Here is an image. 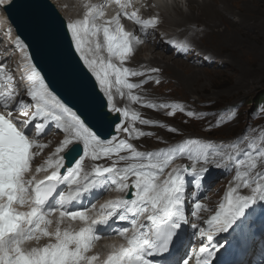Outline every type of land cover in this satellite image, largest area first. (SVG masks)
Segmentation results:
<instances>
[{"label": "snow or ice", "instance_id": "1", "mask_svg": "<svg viewBox=\"0 0 264 264\" xmlns=\"http://www.w3.org/2000/svg\"><path fill=\"white\" fill-rule=\"evenodd\" d=\"M11 2L12 0H0V6L10 7ZM114 2L118 7V14L111 19H104L103 6L85 5L84 19L69 22L67 30L75 51L81 54L80 59L95 77L100 90L107 98L109 110L127 117V110L113 104L112 88L123 86L131 90L137 87L129 83L126 77L129 74L135 76L141 73L112 62V57H115L122 65L132 50V34L125 31L119 17L123 15L134 21L142 30H147L150 26L155 27L158 20L156 17L140 19L135 9L129 12L128 9L134 7L132 0ZM98 18L102 22L98 23ZM89 32L92 37L103 33V44L96 42L94 49L89 47L93 54L92 59L84 54L83 48ZM16 45L25 52L30 68V88L27 94L35 102L33 119L42 117L45 122L54 121L56 128L63 130L66 135L55 149V153L46 161L47 167L52 169L50 174L43 180H36L34 176L28 179L26 174L34 156L31 149L43 148L45 145L37 144L26 134L30 120L19 121L13 117L10 110L11 92L0 93V106L4 109L0 112V264H153L149 258L168 252L177 231L182 224L187 223L184 212L185 174L202 176L208 170L204 165L227 166L234 157L231 154L222 156L215 151L210 153V144L188 140L180 146L179 154L187 156L191 162L190 166L173 169L167 178L160 180L159 173L174 158L172 155L162 157L161 153H148L145 159V154L136 151L131 143L117 140L115 137L106 146L76 113L55 99L44 77L32 64L30 55H27V46L19 37ZM105 47L107 59L99 57ZM117 91H120L119 87ZM131 99L136 101L138 97L132 95ZM19 103L23 107L24 101ZM147 106L157 107L152 103ZM159 107H172L174 111L176 109V105ZM180 111H183V108ZM187 115L193 116L194 113L188 112ZM101 118L106 117L102 115ZM131 119L137 120L138 114L133 115ZM140 123L152 124L153 121L141 119ZM44 127V123H37L36 132L41 133ZM116 129L123 132L137 131L123 127L122 123L116 124ZM140 135L144 133L141 132ZM80 144L83 146V155L76 159L74 164L67 166L66 156L75 152ZM65 150L66 154H62ZM122 150H128L131 155H119ZM101 154L107 157L117 154L119 161L145 162L127 163L118 167L117 161H113L111 166L97 164L91 171L83 170L82 161L85 157L95 161ZM259 159L264 160V150L259 153ZM198 164L201 166L198 167ZM256 166V159L250 155L246 159L236 160L233 177L235 186L228 188L224 202H221L215 214L204 222L207 229L198 224L191 225L193 229H199L198 234L202 241L206 238L211 242L215 234L228 232L252 205L257 201L264 203V173L253 175ZM241 168L244 171H241ZM62 169L66 170L62 173ZM40 170V167L36 169L37 172ZM130 176L134 177L131 183L128 182ZM62 184L68 185L67 191L60 192L55 204L49 205L50 198L54 197L57 187ZM111 186L123 195L100 204L98 210L93 206L91 211H95V218L88 214L89 210H67L70 204L81 200L85 194ZM241 188L248 189L249 194H241ZM17 205L26 206L28 210L20 211ZM202 207L200 203L194 205L193 216L197 219L195 210ZM56 213L58 217L55 221L49 219ZM116 218L130 223V228L112 230L126 239L127 246L121 245L112 250L106 259L101 261L98 254H89L95 241L100 239L97 230L105 229ZM65 220H79L83 222V226L75 231L62 229L61 225ZM53 223L55 229L49 231L48 226ZM41 236L48 237L51 242L44 247H25L26 241L39 240ZM220 247L222 245L210 246L202 243L191 255L195 257L196 264H212V257ZM181 264H189V260L183 259Z\"/></svg>", "mask_w": 264, "mask_h": 264}, {"label": "rangeland", "instance_id": "2", "mask_svg": "<svg viewBox=\"0 0 264 264\" xmlns=\"http://www.w3.org/2000/svg\"><path fill=\"white\" fill-rule=\"evenodd\" d=\"M62 1L66 7L64 9L55 3L54 0H51L63 17L70 14L69 5L72 7L73 18L84 17L85 6L79 0H68V3H66L67 0ZM226 2L223 4L221 2L215 3V6L219 7L218 10L220 11V13L216 11L217 22L215 24L201 23L205 28L207 27L206 29L210 28L211 33L207 36L198 31L203 26L197 23L198 27L193 23H189L187 30L184 27L170 24L167 21V17L172 12V5H162L153 0L144 1L140 5L139 9L143 13L150 11L148 8L151 3L157 9H163L161 15H157L159 25L154 28L153 34L149 35L150 38H147V41L143 42L140 47H147L146 49L148 50H150L149 48L156 49L157 52L168 56L170 61L172 59L178 60L179 63L176 65L170 64L169 66L160 65L159 63H144L151 70L158 69V71L140 74V79L143 81L153 76L152 73H154L155 77L153 76V81L134 93L137 92L136 94L140 97L139 101L142 102L144 100H148V102L160 100L185 101L194 115L187 117L182 113H176L164 108L159 110L142 109L136 101L131 99L132 95L126 92H118V104L114 102L116 105H125L132 110L141 111L144 116L152 120H160L166 123L162 127L155 128L156 133L154 135L142 136L136 139L135 144L138 148L141 147L140 149L144 148L147 151L154 150L155 153L169 152L171 149L167 142L180 139L179 143L184 145L189 137L197 136L220 144L230 142L233 149L236 150L240 144V140L237 137L248 132L250 126L260 124L263 121V118L255 119L253 112L256 105L259 104V96L264 93V0H227ZM183 6L187 8L183 9L185 12L190 10L187 1L185 3L182 2ZM204 16L203 18L207 19ZM212 27L220 30L226 27V35H223V37L226 36L228 41H224V38L221 39V34L214 28L212 29ZM232 35H236V37L230 38ZM167 36L186 38L202 56L206 55L212 60L206 64L196 63L195 61L202 58V56L197 57L193 54L183 58L167 51L164 41ZM154 41L163 45L164 50L159 46L153 45ZM85 46L89 47L86 44ZM148 50L145 53H141L140 56L149 63L152 55ZM136 58V53L132 52L128 59V63L134 66L135 70L141 66L137 65ZM123 100L124 103L122 102ZM228 104H238L239 106V112L233 121L223 126L212 128L207 118H200L201 110L212 109L216 105L223 107ZM169 112L173 114L168 115ZM137 122L130 121V124L137 128ZM168 125H171L173 130L168 131ZM142 129L154 131L149 127H142ZM57 135L64 136L62 133H57ZM47 136L42 137L44 141L41 143L51 144ZM54 136L58 138L56 135ZM108 162L104 158L94 161L95 165L103 166ZM90 163L91 160L88 158L85 162L87 171H90L94 166L91 167ZM241 171H244V169L241 168ZM233 177L234 175L215 178L214 182L210 184L211 187L208 186L205 191L204 197L199 200L203 207L208 205L207 201L210 203L209 205L215 203L224 189L226 190V187L231 183H235ZM215 181H218V183L215 184ZM244 189L242 190L244 191ZM259 203L261 204V202ZM49 226L52 227V224ZM263 237L264 233L262 234ZM259 263L264 264V255L259 260Z\"/></svg>", "mask_w": 264, "mask_h": 264}, {"label": "water", "instance_id": "3", "mask_svg": "<svg viewBox=\"0 0 264 264\" xmlns=\"http://www.w3.org/2000/svg\"><path fill=\"white\" fill-rule=\"evenodd\" d=\"M4 10L16 33L27 42L35 64L64 101L98 131V123L117 121V116L107 112L94 77L71 44L65 19L50 0H12ZM79 150L80 146L71 154Z\"/></svg>", "mask_w": 264, "mask_h": 264}, {"label": "bare ground", "instance_id": "4", "mask_svg": "<svg viewBox=\"0 0 264 264\" xmlns=\"http://www.w3.org/2000/svg\"><path fill=\"white\" fill-rule=\"evenodd\" d=\"M227 0H200V1H197V0H187V4H188V7H189V11L188 12H185L181 7H179V4L174 0L173 1V4H172V7H173V11L170 12L168 14V17H167V21L170 23V24H173V25H177V26H181V27H184V29L187 30L188 28V25L189 23H193L197 26V24H200L202 25L201 23L202 22H206L207 24H215L217 22V18H216V15H217V12L220 13V11L218 10V8L215 6V3L217 2H221L222 4L224 2H226ZM55 3L59 4L62 9L66 8L64 5H63V1L62 0H54ZM66 3H68V0L66 1ZM227 3V2H226ZM221 4V5H222ZM73 5V4H72ZM219 5V4H218ZM102 6V5H101ZM230 6V5H229ZM75 7V6H74ZM226 7V6H225ZM71 9L72 7L69 5V11H70V14L67 15L65 17L66 21H71L72 19L73 20H76L77 18H73L72 17V12H71ZM166 9V8H165ZM225 9V8H223ZM230 9V8H229ZM217 11V12H216ZM228 11V10H227ZM1 15L4 16V20L7 21L6 19V15L5 13L2 11L1 12ZM206 17H205V16ZM63 16V15H62ZM203 16L207 19H204ZM210 17V18H208ZM68 18V19H67ZM197 23V24H196ZM205 24V23H204ZM7 25L10 27L11 25L8 23L7 21ZM228 25V24H227ZM203 26V25H202ZM217 26V25H216ZM198 27V26H197ZM207 28V27H206ZM204 26L203 28L201 29H198V31H201L203 33L204 36H207L209 33H211L210 31V28L209 29H206ZM214 27H212L213 29ZM225 28L223 30H220L218 28H214V30H217L220 34H221V39L224 38V41H228L226 36L223 37V35H226V32H225ZM196 31V30H195ZM194 31V33H195ZM135 34V33H134ZM153 34V31L148 29L147 31V34L146 35H143L141 36L142 39H146L147 38H150L149 35ZM158 35V34H157ZM168 38H170L171 36H167ZM233 37H236V35H232L230 36V38H233ZM88 37L86 36L85 39H87ZM181 38V37H179ZM86 43V41H85ZM157 43V44H156ZM153 45L155 46H159L162 50H164V47L163 45H161L160 43H158L157 41H154L153 42ZM90 47V46H89ZM89 47L88 46H84V54L89 58V59H92L93 58V54L92 52L89 51ZM207 47V46H206ZM93 48V47H91ZM147 48V47H146ZM146 48H142L140 46H137L136 42H133L132 44V52L133 53H136V61H137V65H141L139 66L140 68L138 69V72L139 73H149V72H153L150 68L146 67L144 65V63H147V64H153V63H159L160 65H176L179 63L178 60H171L169 59L168 56H165L163 55L162 53L160 52H157L156 49H151L149 48L150 50L146 49ZM94 49V48H93ZM149 51L150 54L152 55V58H151V61L148 63L147 61H144V59H142V57L140 56L141 53H145V51ZM79 55H81L79 53ZM159 55V56H158ZM144 66V67H143ZM153 76H154V73H152ZM155 77V76H154ZM97 83V82H96ZM98 84V83H97ZM114 85V84H113ZM99 86V84H98ZM115 88L117 86H114ZM99 89H100V86H99ZM101 91V90H100ZM113 93H115L114 90H112ZM116 93H118V91H116ZM117 99L118 97H115V103L118 104L117 102ZM124 103V100L122 101ZM135 108V107H134ZM139 110V109H138ZM47 138H49V142L52 143L54 146H59L60 142L65 138V136H60L58 138H56L54 135H48ZM44 140V139H43ZM41 141V140H40ZM55 152V150L53 148L49 149L48 150V153L47 151H44L45 155L43 156L45 159H48L50 157V155ZM96 163L94 162H91L90 163V166H93L95 165ZM84 170H87L85 168V165H84ZM236 183V182H235ZM235 183L233 184V186H235ZM232 186V187H233ZM240 191V190H239ZM262 205V203L260 204H257L256 206L255 205H252L250 208L254 209V208H257V207H260ZM261 209V208H259ZM259 209H256L255 211H252L253 213L251 214V216H256L258 215V211ZM89 210V209H88ZM89 214V213H88ZM190 219L192 217V214H190ZM53 219V217H52ZM250 218L248 217V220ZM76 221H79V220H75L74 222ZM192 221V219H191ZM70 222V221H69ZM194 222H197V220H193L192 223ZM55 223H53L52 226H54ZM254 228H256V224L254 225H251V222L248 223L243 231L241 233H239L241 236H240V240H241V245H240V248H242L245 252H246V259L245 261L242 263V264H245L246 261H249L252 263V264H258V260H257V256L258 258L260 259V257L264 254V250H262L260 253H257L256 251V242L258 241V238L260 237L259 235H255L254 234ZM190 228H185L184 230V233L185 234H189L190 233ZM226 239H228V236H223V237H218L216 238V243L220 245V243H225ZM102 241V240H101ZM100 245V243H99ZM112 246V245H111ZM184 246V243H180L179 244V248H182ZM255 254L257 256H255ZM107 254L105 253V256ZM156 261V260H154Z\"/></svg>", "mask_w": 264, "mask_h": 264}, {"label": "clouds", "instance_id": "5", "mask_svg": "<svg viewBox=\"0 0 264 264\" xmlns=\"http://www.w3.org/2000/svg\"><path fill=\"white\" fill-rule=\"evenodd\" d=\"M135 1L136 0H133V2H132V4H133V8H135L136 7V11L138 12V13H140V17L143 19V20H148V19H151L152 17H156L157 18V20H158V17H157V15H161V13L163 12V9H157L152 3H151V5L149 6V10L150 11H148L147 13H143L139 8H140V5L142 4V2H144V1H146V2H149V1H151V0H138L137 1V4L135 5ZM153 1H155V2H157V3H160V4H167V5H172L173 4V1L174 0H153ZM178 4H179V7H181L182 9H187V8H184V6L182 7V2L183 3H185V1H187V0H175ZM137 5H138V7H137ZM172 11H173V9H172ZM134 22V21H133ZM133 22H132V20H128V19H125V20H123L122 21V25H123V27L125 28V27H127L126 29H125V31H127V32H129V33H131L132 34V43H131V48H132V44H133V42H136V44H137V46L139 45H141L143 42H145V41H147L146 39H147V37H146V39H142L141 38V36H143V35H146L147 34V31H148V29H150V30H154V28L155 27H157L158 25H159V20H158V22H157V24H156V26L155 27H149L147 30H145V32L144 33H142V32H140V31H138V30H140V27L139 26H136L135 24H133ZM135 33V34H134ZM165 48H166V50L167 51H169V52H173L175 55H180V56H182L183 58H187L188 56H191V55H196L197 57H200V56H202L200 53H199V51H197V49L191 44V42L190 41H188L186 38H184V37H181V38H179V37H177V38H175V36H171L170 38H168V37H166L165 38ZM168 41H173V42H175V43H177V42H180V43H183V44H185L186 46H188L189 47V50H188V52H185V53H182V52H179L178 50H176V48H174V46L172 45V43H169ZM131 55H132V50H131ZM130 55V56H131ZM129 56V57H130ZM212 59L210 58V57H208V56H206V55H203L202 56V58H200V59H198L197 61H195L196 63H198V62H201L202 64L204 63V64H206L207 62H210ZM127 63H128V61H127ZM129 64V63H128ZM131 67H133V68H135L134 66H132V65H130L129 64V68H131ZM139 68H137V70H138ZM153 75V74H152ZM155 76V75H154ZM153 77V76H152ZM154 80V77H153V79L151 80V81H153ZM150 81V82H151ZM149 83V82H148ZM113 94H115V96H114V101H115V97L117 96L116 95V92L115 93H113ZM103 97V96H102ZM117 97H119V96H117ZM139 99H140V97H138ZM104 99V98H103ZM146 103H152V104H155V105H157V107L156 108H151V107H141V104L140 103H142V101H139L138 100V102H140V103H138V102H136L137 104H138V106L139 107H141L142 109H152V110H159L161 107H159V105H166L165 103H173V104H178V105H176V107H177V109H175V112L176 113H182V114H184L185 116H187V117H189L188 115H187V113L188 112H192L193 113V111L188 107V103H186L185 101H182V100H160V101H157V102H154V101H150V102H148V100H144ZM258 101H259V104H257L256 105V107H255V110H254V112H253V114H254V117H255V119H262L263 118V121L260 123V124H255V125H253V126H250L249 128H248V132H246L244 135H241L240 133V136L241 137H243V138H246L248 141H252L251 139H250V137L251 136H258L261 132H262V130L264 129V110L262 111L261 110V107L262 106H264V98L260 95L259 96V99H258ZM235 106V109H234V111H235V118L237 117V114H238V112H239V106H238V104H228V105H225V106H213V108L212 109H208V110H201V111H216V110H218V109H221V108H224V107H227V106ZM120 106V105H119ZM181 108H183V111H180V109ZM164 109H168V110H171V111H174L173 110V108L172 107H167V108H164ZM200 111V112H201ZM140 112V117H141V119H148V120H150V121H153V123H155V124H153V125H150L149 126V128H152L154 131H153V134H151V135H154L155 133H156V130H155V128H158V127H162V126H164V125H166V123L164 122V121H160V120H152V119H150V118H148V117H146V116H144L143 115V113L141 112V111H139ZM201 119L202 118H207V120L208 121H210V124H211V127L212 128H216V127H220V126H223V125H225V124H227V123H224V124H222V125H219V126H212V123H214V121H215V117L214 116H205V117H200ZM235 118H233V120L235 119ZM232 120V121H233ZM231 122V121H230ZM157 123V124H156ZM229 123V122H228ZM150 130V129H149ZM167 130L169 131V130H173V127L171 126V125H168L167 126ZM152 131V130H151ZM149 136V135H148ZM238 138V137H237ZM189 139L190 140H199V142L201 143V144H210L211 146L212 145H216V144H218V142H214V141H212V140H206V139H204V138H201V137H197V136H193V137H189ZM180 140V139H179ZM179 140H177V141H173V142H167V143H170V144H176L177 142H179ZM255 144H257L259 147L261 146V148L264 150V138H263V140H259V141H255ZM184 157H186V155H184V156H182V158L181 159H183ZM258 162L260 163V169H264V160H260L259 158H258ZM223 169L224 168H226L225 166H223L222 167ZM219 172H220V169H219ZM219 174V173H218ZM221 177H225L224 175H222ZM216 183V182H215ZM217 184V183H216Z\"/></svg>", "mask_w": 264, "mask_h": 264}, {"label": "trees", "instance_id": "6", "mask_svg": "<svg viewBox=\"0 0 264 264\" xmlns=\"http://www.w3.org/2000/svg\"><path fill=\"white\" fill-rule=\"evenodd\" d=\"M261 96H263V98H264V93H262Z\"/></svg>", "mask_w": 264, "mask_h": 264}]
</instances>
